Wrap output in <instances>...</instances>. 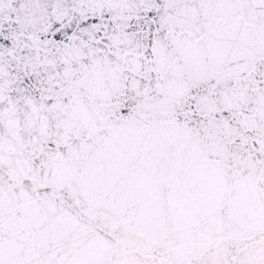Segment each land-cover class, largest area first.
<instances>
[{
  "label": "snow or ice",
  "instance_id": "obj_1",
  "mask_svg": "<svg viewBox=\"0 0 264 264\" xmlns=\"http://www.w3.org/2000/svg\"><path fill=\"white\" fill-rule=\"evenodd\" d=\"M0 264H264V0H0Z\"/></svg>",
  "mask_w": 264,
  "mask_h": 264
}]
</instances>
